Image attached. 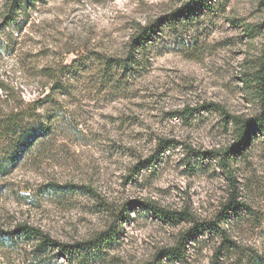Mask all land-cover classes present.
Returning a JSON list of instances; mask_svg holds the SVG:
<instances>
[{
  "label": "rangeland",
  "instance_id": "rangeland-1",
  "mask_svg": "<svg viewBox=\"0 0 264 264\" xmlns=\"http://www.w3.org/2000/svg\"><path fill=\"white\" fill-rule=\"evenodd\" d=\"M189 3L191 15L164 25ZM10 8L0 0V123L13 109L60 115L0 171V230L28 222L69 244L115 235L94 260L52 264H264L263 136L233 154L231 175L220 163L233 119L261 111L243 76L264 55V0H23L13 19ZM152 23L160 37L135 52ZM131 52L132 72L103 79L99 62ZM74 60L84 64L54 93L51 73ZM145 202L181 215L161 220ZM178 247L185 257L168 258ZM30 250L2 248L0 264H33Z\"/></svg>",
  "mask_w": 264,
  "mask_h": 264
},
{
  "label": "trees",
  "instance_id": "trees-1",
  "mask_svg": "<svg viewBox=\"0 0 264 264\" xmlns=\"http://www.w3.org/2000/svg\"><path fill=\"white\" fill-rule=\"evenodd\" d=\"M35 1V0H31ZM201 1V0H200ZM206 1V0H203ZM23 0H11L10 17L19 12L22 7ZM199 2V1H195ZM194 2V3H195ZM194 3H189L184 5L182 8L174 11L173 13L166 16L164 25L170 26L173 24V20L180 16L191 15L196 10V5ZM158 22V21H157ZM158 24L152 23L149 26L141 27L138 29L137 33L133 36L132 49L135 52L138 51H148L150 43L153 41L154 36L160 37L157 33ZM131 52L128 58H118L116 60L106 59L105 62H99L102 67L103 79H112L115 76V69H122L124 71L132 72L137 64V54L132 55ZM101 60L102 58H98ZM84 62L74 60L69 65H62L58 72L62 75L56 73H51L53 78L56 80L53 82L52 90L61 93V89L65 88L66 85L63 82H59L62 76H68L70 78L76 77L74 71H77L82 67ZM245 87L250 88V82L254 84L253 97L260 102L261 111L260 113L251 119H233L235 130H236V142L232 147L228 148L223 155H221L220 163L221 166L231 175V162L233 160V154L241 152L245 147L248 146L249 141L259 133L264 138V55L261 58L258 70L252 75L243 76ZM59 113H56L54 118L47 123H43L41 117L38 116L34 121H30L33 115L29 114V109L25 110H11L6 115L1 118L0 123V144L6 143L7 156L6 163L0 162V171L4 172L7 170L8 166L16 163L19 157H24L31 150L34 141L41 139V141L50 134L53 133L52 122L59 121ZM32 153V152H30ZM4 161V162H5ZM53 192H57L58 195H64L61 193L60 189L67 188L53 185L50 187ZM75 186L68 189L69 193L74 192ZM83 188V187H82ZM60 192V193H58ZM238 202L234 200L231 202L229 207L233 209L238 207ZM145 209L151 210L153 214L161 220L176 219L177 212H171L167 210H161V208L153 203L145 202L143 204ZM201 229H198L200 232ZM115 235L112 231H106L101 233L97 238L88 240L83 243L69 244L62 242L55 237H53L49 232L45 231L39 226H35L28 222H19L14 225L12 229L0 230V249H15L19 248L21 245H30V255L31 263L35 264H52L53 260L57 255H62L66 259H82L86 261L94 260L101 256L102 248L104 245H110ZM168 258L172 260L183 259L185 257L182 247L165 250L164 251Z\"/></svg>",
  "mask_w": 264,
  "mask_h": 264
}]
</instances>
